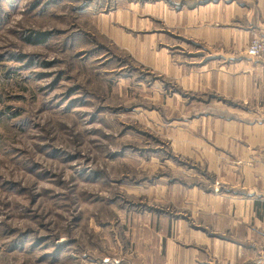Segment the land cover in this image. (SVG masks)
Returning <instances> with one entry per match:
<instances>
[{
  "label": "rangeland",
  "instance_id": "1",
  "mask_svg": "<svg viewBox=\"0 0 264 264\" xmlns=\"http://www.w3.org/2000/svg\"><path fill=\"white\" fill-rule=\"evenodd\" d=\"M174 7L0 0V264H175L190 231L219 237L232 103Z\"/></svg>",
  "mask_w": 264,
  "mask_h": 264
},
{
  "label": "crops",
  "instance_id": "2",
  "mask_svg": "<svg viewBox=\"0 0 264 264\" xmlns=\"http://www.w3.org/2000/svg\"><path fill=\"white\" fill-rule=\"evenodd\" d=\"M173 4L174 10H163L170 26L212 45L214 59L199 67L207 91L232 105L212 121L210 130L216 132L215 147L225 157L226 190L211 211L220 235L190 231L188 248H171L169 253L175 264H257L264 255V63L248 59L245 51L253 34L264 37V0Z\"/></svg>",
  "mask_w": 264,
  "mask_h": 264
},
{
  "label": "built area",
  "instance_id": "3",
  "mask_svg": "<svg viewBox=\"0 0 264 264\" xmlns=\"http://www.w3.org/2000/svg\"><path fill=\"white\" fill-rule=\"evenodd\" d=\"M245 54L249 59H258L264 62V37H253L246 47ZM262 164L264 165V155ZM258 263H264V255L261 256Z\"/></svg>",
  "mask_w": 264,
  "mask_h": 264
},
{
  "label": "trees",
  "instance_id": "4",
  "mask_svg": "<svg viewBox=\"0 0 264 264\" xmlns=\"http://www.w3.org/2000/svg\"><path fill=\"white\" fill-rule=\"evenodd\" d=\"M28 38H29V40L31 39L30 36ZM44 39H45L44 36H41V35H36L35 36V42H42Z\"/></svg>",
  "mask_w": 264,
  "mask_h": 264
}]
</instances>
